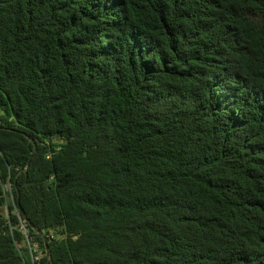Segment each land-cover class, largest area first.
Here are the masks:
<instances>
[{"label": "trees", "instance_id": "trees-1", "mask_svg": "<svg viewBox=\"0 0 264 264\" xmlns=\"http://www.w3.org/2000/svg\"><path fill=\"white\" fill-rule=\"evenodd\" d=\"M0 264H264V0H0Z\"/></svg>", "mask_w": 264, "mask_h": 264}, {"label": "rangeland", "instance_id": "rangeland-1", "mask_svg": "<svg viewBox=\"0 0 264 264\" xmlns=\"http://www.w3.org/2000/svg\"><path fill=\"white\" fill-rule=\"evenodd\" d=\"M4 189H5L6 191H8V190H9V187H8V186H4ZM3 212H4V213H7V209H6V207L3 208Z\"/></svg>", "mask_w": 264, "mask_h": 264}, {"label": "built area", "instance_id": "built-area-1", "mask_svg": "<svg viewBox=\"0 0 264 264\" xmlns=\"http://www.w3.org/2000/svg\"><path fill=\"white\" fill-rule=\"evenodd\" d=\"M23 226H25V225H23ZM39 259H40V256L34 257L35 261H38Z\"/></svg>", "mask_w": 264, "mask_h": 264}]
</instances>
